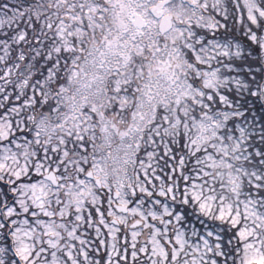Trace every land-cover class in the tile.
<instances>
[{
  "label": "snow or ice",
  "instance_id": "obj_1",
  "mask_svg": "<svg viewBox=\"0 0 264 264\" xmlns=\"http://www.w3.org/2000/svg\"><path fill=\"white\" fill-rule=\"evenodd\" d=\"M0 264H264V0H0Z\"/></svg>",
  "mask_w": 264,
  "mask_h": 264
}]
</instances>
